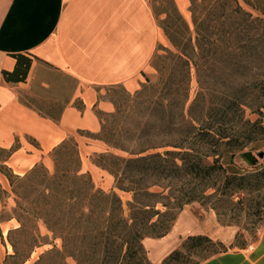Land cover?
Instances as JSON below:
<instances>
[{
  "label": "rangeland",
  "instance_id": "1",
  "mask_svg": "<svg viewBox=\"0 0 264 264\" xmlns=\"http://www.w3.org/2000/svg\"><path fill=\"white\" fill-rule=\"evenodd\" d=\"M198 1L202 3V0ZM151 3L163 38L152 59L151 67L143 75V83L133 92L122 86L106 88L104 94L114 103L115 111L112 114L97 112L102 123V129L98 134L89 132H82L80 133L81 136L77 134L78 140L83 142L80 158L81 167L83 165L85 172L82 171L81 174L88 173L91 175V173L86 172L87 169H91L93 171L91 179L95 186V192H102L108 198L95 202L94 206L98 211L91 223L86 224L83 221H77L72 213H77L79 206H72L73 202L65 201L63 198L55 202L58 205L57 213L50 221L51 225L67 230L73 235L69 247L71 246L73 249L85 247L88 250L87 256H83L85 264H197L228 250L248 248L264 232L263 181L251 178L249 182H245V188L241 189L233 186L224 187V175H213L210 178H203L201 175L185 176L182 174L174 178L144 177L139 174L126 173L124 165L111 157L130 159L151 154H164L167 151L180 152L181 149L174 147V144L181 142L177 128L166 129V121L169 117L177 120L181 111L179 107L182 103L179 96L183 94L185 88L183 84L188 85L187 111L200 91L194 63L191 65L189 79L185 80L181 73V64L169 58L170 52L177 54L178 50L171 43L165 31L167 29V32L175 37H179L178 32L183 35L178 21L179 12L190 25L193 43L195 44L196 33L190 12L191 0L186 11H180L175 0H152ZM242 5L254 17L260 16L258 12L244 3ZM202 6L203 4L200 5V7ZM197 14L200 22L211 20L212 26L217 24L212 16L208 18V13L203 8H199ZM215 48L219 47L215 44L205 47L209 51L208 57L198 60L202 71V80L209 88L218 92H227L231 87L245 83L246 77L255 80L256 77L253 72L243 76L236 72L232 73L224 61L225 57L220 54L221 50L215 52ZM262 59H264V54ZM170 77L173 78L172 83H174L172 89L177 92L178 100L175 102L171 100L172 98L166 94V89H164L166 79ZM260 81H264V77ZM61 83L69 88L73 85L70 78H63ZM43 97L45 98L42 99L43 101H39L38 106H44L49 112L50 103L46 101L49 96L47 94ZM218 100L208 97L204 100L205 114L213 108L212 102L217 103V107L224 104V101L218 102ZM243 108L247 109L246 112L234 119L227 132V136L229 139H233V144L236 146L219 148L215 145L206 144V137H198L191 141L194 158L202 160L204 164L212 165L215 158L214 154H220V164L229 176H250L264 169L263 158L260 159L257 156L260 152L264 153V137L249 143L244 139L246 137L244 135L246 132L244 123L248 120L251 122L259 120L263 121L264 125V109H262L263 115H260L253 113L246 106ZM221 114H223V110L217 116L220 117ZM90 136L102 139L103 142L105 141L104 143L108 141L112 145L108 143L96 145ZM243 142L245 147L239 149L237 146ZM76 143L79 149L80 144L78 141ZM69 146L71 156L65 165L74 170L79 167V163L73 157V144L69 143ZM100 148H102L101 151L94 152L95 149ZM132 153L135 154L132 155ZM139 153L142 154L136 155ZM8 155L9 151L0 149V264H17L9 258L15 254L12 243L17 246L22 254L30 255L26 264H35L41 259H43L41 264H78L74 257L61 260L55 252L64 250V241L56 236L43 220H35L28 215L36 197L35 188L37 187L33 182L22 184L16 178L25 177L34 167L22 175L16 174L5 164ZM48 160L50 163H40L38 166L53 174L56 167V156L53 152L48 154ZM95 164L110 169L103 171L96 168ZM110 170L123 173V175H119L121 179H124L122 186L133 191L126 192L119 189L120 184H118L116 174ZM8 176L10 178H7ZM71 186V188H80L79 185ZM18 193L26 196L25 199L20 198ZM113 194H116L120 199V207L113 198ZM192 196H194V200L188 202V198ZM188 207H192L204 215H215L219 224L218 229L223 228L230 231L231 236L226 240L215 239V237L210 236H200L203 237L201 240H192L187 237L181 240L178 247L160 263L153 262L145 247V241L162 238L164 230L173 227L178 215ZM101 210L103 211L101 212ZM85 211L88 212L87 208ZM112 212L116 214L113 223L116 228L133 227L136 224L135 229L142 239L140 244L134 243L133 247L129 245L127 238L118 239L110 244L108 251L104 246L95 245L98 240L79 238L78 235L83 234L86 226H97L105 230L111 224L108 218ZM63 213H65V217H63ZM18 217L23 222L24 228H22V222L18 220ZM139 245H142L141 249H138Z\"/></svg>",
  "mask_w": 264,
  "mask_h": 264
},
{
  "label": "crops",
  "instance_id": "2",
  "mask_svg": "<svg viewBox=\"0 0 264 264\" xmlns=\"http://www.w3.org/2000/svg\"><path fill=\"white\" fill-rule=\"evenodd\" d=\"M151 1L0 0V149L9 151L5 164L12 172L22 175L50 163L48 154L71 138L80 144L81 154L77 134H98L102 123L97 112L115 111L104 90L140 87L163 38ZM175 2L180 11L190 6V0ZM17 54L30 57L32 66L24 82H7L4 72L16 69ZM63 78L73 85L64 86ZM47 94L49 112L38 106ZM218 226L215 215L188 207L168 234L146 240L145 247L151 260L160 263L187 237L228 239L231 232ZM197 264H264V232L248 248Z\"/></svg>",
  "mask_w": 264,
  "mask_h": 264
},
{
  "label": "trees",
  "instance_id": "3",
  "mask_svg": "<svg viewBox=\"0 0 264 264\" xmlns=\"http://www.w3.org/2000/svg\"><path fill=\"white\" fill-rule=\"evenodd\" d=\"M241 2L258 12L260 16L254 17L250 11L244 8ZM201 4H203L202 7H200ZM199 8H203V10L208 13V18L212 16L217 24L212 26L211 20L200 22L197 14ZM190 12L192 13V22L194 25V32L196 33L195 44L193 43V33L190 25L179 12L178 21L181 25L183 35L178 32L177 35L179 37L172 36L167 32V29L165 30L164 28L169 40L178 50L177 54L170 52L169 58L181 64V73L185 80L189 79L191 65L194 63L200 87L196 100L187 111L186 106L189 100L188 85L183 84L185 88L183 89V94L179 96L182 103L179 107L181 111L177 116V120L173 117H169L166 121V129L169 130L173 127L177 128L176 130L180 135L181 142L179 144H174V147L176 149H181V151H167L164 154H151L130 159L111 157L118 163L124 165L126 173L134 175L139 174L144 177L174 178L182 174L185 176L201 175L203 178H210L213 175H224V187L233 186L241 189L245 188V182H249L251 178L264 182V169L250 176H229L226 174L224 167L220 164V154L215 153L213 164L207 165L204 164L202 160L194 158V149L191 148L193 145L191 141L198 137H206V144L215 145L219 148L222 146L230 147L235 145L233 144V139H229L227 136V132L229 130V125H232L234 119L246 112L247 109H244L243 106L251 109L253 113L263 115L264 81H260V79L264 77V59H262L264 54V0H202V3L198 0H191ZM214 36L216 38H213ZM212 44L219 47L215 48V52H218L219 49L221 50L220 54L225 57L224 61H226L228 69H230L232 73L236 72L243 76L246 75V73L251 74L253 72V75L256 77L255 80L246 77L245 83L240 86L231 87L227 92H218L209 88L202 80V71L198 64V60L208 57L209 51L206 50L205 47L211 46ZM14 57L17 59L16 69L13 72L5 71L4 77L7 82H24L32 66V59L22 54L14 55ZM172 80V77L166 79L164 89H166V94L172 98L171 100L175 102L178 100V97H176L177 92L172 89L174 86ZM207 97L214 100L219 99L218 102L222 100L224 104L217 107L218 104L212 102L213 108L210 109V112L205 114L203 106L204 100ZM222 110L223 114L218 117L219 115L217 116V114ZM211 118H213V121H211ZM219 120L220 122H218ZM197 125H200V127H197ZM244 127H246V132L244 134L246 137L244 139L247 143L257 138L264 137L263 121L258 120L256 122H251L248 120L244 123ZM90 138L102 140L93 136H90ZM69 143L73 144V157H75L76 161L79 163V167L74 170H71L65 165V162L71 156L69 153ZM106 143L112 145L108 141H106ZM244 144L243 142V144H239L237 147L242 149L245 147ZM52 152L54 156H56V167L53 174L36 165L25 177H17L16 180L22 184L33 182V184L36 185V197L28 215L35 220H43L48 228L64 241V250L56 251L55 254H57L61 260H66L67 257H74L78 264H85L83 256H87L88 250L85 249V247H78L76 249H73L71 246L69 247L73 235L67 230L59 229L57 226L50 224L51 219L55 216L58 209V205L55 204V202L60 201L62 198L65 201L69 200L73 202L72 206H79L77 213H72L73 217L77 219V221H83L88 224L92 222L98 211L94 206L95 202L100 199H107L108 196L102 192H95V186L90 174H81L80 152L75 139L64 141L54 148ZM134 154L135 153H132V155ZM140 154L142 153L136 155ZM179 161L181 162L180 164ZM97 165L106 170L110 169L99 164ZM110 172L116 174L118 184H120L119 189L126 192L133 191L132 189L122 186V180L124 179H121L119 175H123V173L120 174L118 171L114 170H110ZM7 178L10 177L8 176ZM71 185H79L80 188H71ZM21 195L22 193H18L20 198L25 199L26 196ZM113 198H115L120 207L121 202L116 194H113ZM193 200L194 196L188 198L187 201L191 202ZM69 205L71 206V204ZM85 208H87L88 212L85 211ZM102 211L103 210H101V212ZM63 214V217H65V213ZM157 214L159 215L160 213ZM108 219L111 224L105 230L97 226H86L82 235H74H78L82 240L89 238L98 240V243H95V245L104 246L108 251L110 244L118 239L123 240L127 238V242L132 246L134 243L140 244L142 239L135 229L136 224L133 225V227L125 226L119 229L113 224L116 219L115 213L112 212ZM18 220L22 222L19 217ZM59 220H61V218H59ZM61 222H63V220H61ZM22 228H24L23 222ZM171 228L172 227L166 228L162 237L168 234ZM202 238L203 237L200 236L190 237L192 240H201ZM12 247L15 250V254L9 258L14 260L17 264H26V262L29 261L30 255L22 254L14 243H12ZM141 248L142 245H139L138 249ZM115 254L117 255V253ZM41 260L35 264H41L43 259Z\"/></svg>",
  "mask_w": 264,
  "mask_h": 264
},
{
  "label": "water",
  "instance_id": "4",
  "mask_svg": "<svg viewBox=\"0 0 264 264\" xmlns=\"http://www.w3.org/2000/svg\"><path fill=\"white\" fill-rule=\"evenodd\" d=\"M257 156H258L260 159H262V158H264V153H263V152H260V153L257 154Z\"/></svg>",
  "mask_w": 264,
  "mask_h": 264
}]
</instances>
